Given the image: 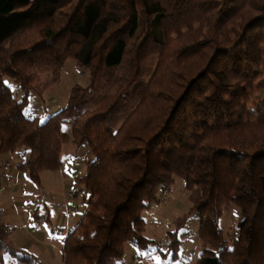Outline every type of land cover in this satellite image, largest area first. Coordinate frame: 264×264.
<instances>
[{
    "label": "trees",
    "instance_id": "obj_1",
    "mask_svg": "<svg viewBox=\"0 0 264 264\" xmlns=\"http://www.w3.org/2000/svg\"><path fill=\"white\" fill-rule=\"evenodd\" d=\"M68 58L88 68L66 105L43 123L28 94L60 81ZM6 78L18 84L21 95ZM264 0H0V152L28 148L18 169L40 185L61 167L60 130L91 159L80 178L89 197L65 235L62 264H122L144 249L142 217L158 189L184 181L190 206L176 234L199 219L195 264H264ZM241 209L229 244L219 226ZM0 220V264L35 258Z\"/></svg>",
    "mask_w": 264,
    "mask_h": 264
},
{
    "label": "rangeland",
    "instance_id": "obj_2",
    "mask_svg": "<svg viewBox=\"0 0 264 264\" xmlns=\"http://www.w3.org/2000/svg\"><path fill=\"white\" fill-rule=\"evenodd\" d=\"M88 75V68L77 65L73 58L66 59L61 70L60 81L56 86L47 89L41 95L37 94V92H30L28 94V102L24 109V114L28 117H37L40 121L42 119L45 120L50 114L66 105L68 93L72 86L75 84H87ZM6 81L10 88H12L18 95H21V90L18 84L14 83L9 78H6ZM263 92L264 90L262 88L256 87L251 93L252 99L261 96ZM60 139L63 144L62 159L64 161L68 160L72 164V168H75L78 162L84 161L83 163H86L91 159L92 156L86 145L76 146L73 143L69 124H62ZM27 151L28 148L23 145L17 148L15 150V156L18 155L19 157L16 158L17 161L23 160L25 156L22 155L27 154ZM84 152L89 157L88 159H86L84 155L82 159V154ZM11 179L13 184L18 180L17 177H12ZM19 180L20 186H32L33 188L37 187V185L30 180L28 173L26 172L21 173ZM0 186H7V184L3 183ZM47 186H56V183H54V185L47 184ZM67 186H81L82 191H79L82 193L80 196L83 195L84 191H86L82 183L75 179H70L67 182ZM70 195L73 196L74 193H71ZM156 201L157 202L151 204L148 211L143 213V217L145 218L148 227L147 234L149 237H154L152 240L150 239L152 241L150 245H148L146 249H143L144 253L148 254L149 252V256L152 258L150 260L151 264H157L155 257H159L160 264H163L164 261H167V264H195V259L200 252L198 244L199 219L196 213H190L187 216L185 224L177 231V233H179V245L177 256L175 258L168 255L169 251L161 254V252H159L161 250H158L157 248L159 247L156 245V243L161 242L163 245L161 248L166 250L169 240L168 232L174 229V225L172 223L173 219L186 212L190 206L187 191L184 188L183 179L179 176H175L172 185L158 189ZM63 203L65 202L60 204ZM79 211V209L74 211L75 215H78ZM43 216L46 219V214H43L40 217ZM241 219V209L237 205L229 202L223 207V213L219 219V226L222 228L224 237L228 240L229 244L232 243V240L237 234V223ZM181 228H185L187 230L185 232H180L179 230ZM152 249H155V252ZM134 259L137 261L135 262ZM132 262L138 264L137 262H139V260L138 258H133Z\"/></svg>",
    "mask_w": 264,
    "mask_h": 264
},
{
    "label": "crops",
    "instance_id": "obj_3",
    "mask_svg": "<svg viewBox=\"0 0 264 264\" xmlns=\"http://www.w3.org/2000/svg\"><path fill=\"white\" fill-rule=\"evenodd\" d=\"M62 149L61 141V167L58 170L41 171L40 185L34 188L19 185V177L24 172L18 169V165L23 160L17 161L16 158L19 157L15 156V151L0 152V185L7 184V186H0V220L12 228L11 241L21 250L30 253L36 260L35 264H62L64 237L79 221L88 200L86 199L89 195L87 191H84L80 196L81 186H67L70 179L80 181L85 172L84 161L78 162L75 168H72L73 166L68 160L62 159ZM66 167L67 171H65ZM12 177L18 178L14 184ZM54 183L56 186H47V184L54 185ZM71 193L74 195H70ZM28 201L30 203H26ZM62 202L70 204L73 208L67 216L57 208V205ZM77 209L80 211L78 215H75L74 211ZM43 214H46V219L40 221L39 218ZM143 219L145 221L144 236L152 240L154 237H149L147 234V223L144 217ZM32 225H36V227L34 228ZM159 252L163 254L162 251ZM133 258H138V264H151L150 260L152 259L149 252L148 254L144 253L143 249L128 244L121 263L135 264L132 262ZM3 264L23 263L9 260Z\"/></svg>",
    "mask_w": 264,
    "mask_h": 264
},
{
    "label": "built area",
    "instance_id": "obj_4",
    "mask_svg": "<svg viewBox=\"0 0 264 264\" xmlns=\"http://www.w3.org/2000/svg\"><path fill=\"white\" fill-rule=\"evenodd\" d=\"M84 157L86 159L89 158L86 153L84 154ZM57 208L61 209L66 216L69 215L72 212V206L70 204H67V203L59 204L57 206ZM39 219H40V221H44L45 217L43 216V217H40ZM156 245H157V247H159V248H157L158 250L162 249L161 246L163 247L161 242L156 243ZM134 261L136 262L137 260L134 259Z\"/></svg>",
    "mask_w": 264,
    "mask_h": 264
},
{
    "label": "snow or ice",
    "instance_id": "obj_5",
    "mask_svg": "<svg viewBox=\"0 0 264 264\" xmlns=\"http://www.w3.org/2000/svg\"><path fill=\"white\" fill-rule=\"evenodd\" d=\"M44 122V119H42L41 120V123H43ZM64 159H68V158H64ZM65 171H67V167L65 168ZM26 203H30V201H28V202H26ZM32 227H36V225H32ZM187 229H185V228H181L179 231L180 232H185ZM177 240H179V233H177ZM153 251L155 250V249H152ZM161 251H167V250H165V249H161ZM138 254H143V253H138ZM168 255H171V252L169 251L168 252ZM155 259H156V261H157V264H160V260H159V257H155ZM163 264H167V261H164L163 262Z\"/></svg>",
    "mask_w": 264,
    "mask_h": 264
}]
</instances>
